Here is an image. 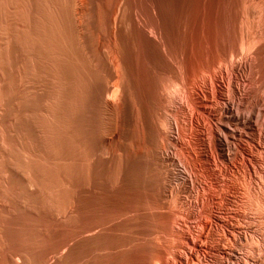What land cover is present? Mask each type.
Segmentation results:
<instances>
[{
  "label": "bare ground",
  "instance_id": "6f19581e",
  "mask_svg": "<svg viewBox=\"0 0 264 264\" xmlns=\"http://www.w3.org/2000/svg\"><path fill=\"white\" fill-rule=\"evenodd\" d=\"M248 1L0 0V264H264Z\"/></svg>",
  "mask_w": 264,
  "mask_h": 264
},
{
  "label": "rangeland",
  "instance_id": "374dc122",
  "mask_svg": "<svg viewBox=\"0 0 264 264\" xmlns=\"http://www.w3.org/2000/svg\"><path fill=\"white\" fill-rule=\"evenodd\" d=\"M247 1H248V0H247ZM249 1H251V0H249ZM249 1H248V2H249ZM249 17L251 18V16H249ZM7 28H8V30H9V26H7ZM6 31H7V30H6ZM7 32H9V31H7ZM239 61L243 62V60H241V59H239ZM237 62H238V59H237ZM243 84H244V85H243ZM246 84H247V83H245V82H243V81L240 82V84H239V89H240V91H241L243 88L245 89V87H247ZM224 85H226V83H225V81L223 80V81H221V86L224 87V88H226L227 86H224ZM244 89L241 91L242 94H243V92H244L247 88H246L245 90H244ZM241 93H240V94H241ZM230 100H231V99H230ZM213 105H214V104H213ZM213 105H212V107H211L212 110L214 109L212 112H215V111H217V106H215V105L213 106ZM215 109H216V110H215ZM55 119H57V117H55ZM47 121H48V120H47ZM56 122L58 123V120H56V121L54 120L53 123L55 124ZM57 123H56V124H57ZM200 132H201V134H202L204 131H203V130H200ZM205 135H206V134H205V132H204V134H202V137L205 136ZM205 137H206V136H205ZM205 137H204V138H205ZM204 138H203V139H204ZM53 142H56V140H55V141H52L51 143H53ZM51 143L49 144V146H50L49 149H50L51 153H54V152H55V153L57 154V153L59 152V151H58V148H59V142H58V140H57L56 144L53 143L54 145L51 144ZM55 147H57V149H55ZM53 149L57 150L58 152H57V151H53V152H52ZM55 153L53 154L54 156H56ZM57 157H58V154H57ZM53 166H54V165H53ZM262 167H264V166H262ZM235 194H236V195H235ZM235 194H232V195H231V198H232V200H233L234 203H235L234 210H244V208H243V207H244V203H243V202L245 201V197H244L243 192L239 191L238 193H235ZM192 200H193V199H192ZM236 202H237V203H236ZM241 202H242V203H241ZM242 204H243V205H242ZM236 205H237V206H236ZM235 208H236V209H235ZM225 220H226V219H225ZM255 221H256V223H255ZM258 221H259V222H258ZM260 221H261L260 218L258 219L257 217H255V220L252 221V222L255 224V225H254V229H259L258 227L260 226ZM258 224H259V225H258ZM256 225H257V226H256ZM255 226H256V227H255ZM198 227H199L198 225H196L195 227L192 226L190 231L194 232V231H196L197 229H199ZM193 228H194V229H193ZM240 246H241V249H240ZM243 246H244V243H243V242L241 243V245H238V246H237V247H238V248H237V256H236L237 259H238V260H236V263H237V264H244V263L246 264L244 258H245V255L247 254V252H246V249H245ZM238 249H239V250H238ZM244 251H245V252H244ZM238 252H239V253H238ZM238 255H239V256H238Z\"/></svg>",
  "mask_w": 264,
  "mask_h": 264
}]
</instances>
